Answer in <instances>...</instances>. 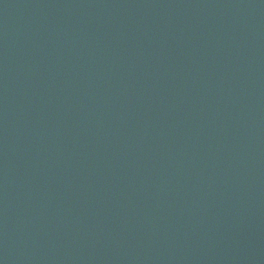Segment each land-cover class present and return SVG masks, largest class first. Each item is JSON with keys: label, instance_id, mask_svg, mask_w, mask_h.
Returning a JSON list of instances; mask_svg holds the SVG:
<instances>
[{"label": "water", "instance_id": "water-1", "mask_svg": "<svg viewBox=\"0 0 264 264\" xmlns=\"http://www.w3.org/2000/svg\"><path fill=\"white\" fill-rule=\"evenodd\" d=\"M0 264H264V0H0Z\"/></svg>", "mask_w": 264, "mask_h": 264}]
</instances>
